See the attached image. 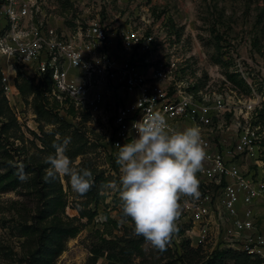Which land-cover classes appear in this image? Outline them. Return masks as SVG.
Returning <instances> with one entry per match:
<instances>
[{"label":"built area","instance_id":"1","mask_svg":"<svg viewBox=\"0 0 264 264\" xmlns=\"http://www.w3.org/2000/svg\"><path fill=\"white\" fill-rule=\"evenodd\" d=\"M121 6L122 0H0L6 95L18 73L43 93L49 84L50 100L108 128L106 147L114 152L138 138L133 124L150 112L164 115L170 131L198 126L206 152L197 173L202 195L182 198L189 206L181 214L194 234L191 247L231 249L264 264V145L255 124L264 106V63L228 52L222 63L208 64L169 14L134 0L124 14Z\"/></svg>","mask_w":264,"mask_h":264},{"label":"rangeland","instance_id":"2","mask_svg":"<svg viewBox=\"0 0 264 264\" xmlns=\"http://www.w3.org/2000/svg\"><path fill=\"white\" fill-rule=\"evenodd\" d=\"M132 0H122L123 6L118 11L127 8ZM140 5H149L154 12L169 14L182 29L187 28L192 42L200 46V52L209 59L208 64L222 63L223 57H228V52L251 59L253 62L264 63V0H134ZM129 7V6H128ZM128 11V8L126 9ZM185 23V24H184ZM217 36L221 38L217 43ZM222 53V54H221ZM0 65L6 70L5 59ZM225 72L228 67L223 66ZM9 105L15 115L18 125L24 134L25 140L7 143L11 154L18 166L23 162L44 163L45 154L39 140L34 139L29 131H34L42 137L40 129L51 134L60 128L62 121L71 125L69 131L74 129L82 133L88 141L86 155L78 157L72 165L77 171L88 169L92 176H98L97 193L91 200L79 196L71 189L70 178L61 177L64 193L67 200L65 216L79 218L78 210H86L93 214L90 222L82 219L85 226L74 239L67 242L66 249L57 259L56 264H93L91 249L102 244V239H119L127 231L132 230L130 218L123 217L122 202L118 188H109V183L119 185L121 176L120 166L114 168L116 152L110 151L108 143L109 131L106 127L94 125L91 116L84 110L72 106L61 105L49 100L51 116H38L34 110L33 97L27 100L13 89L7 94ZM264 106L259 111L255 124L260 127L264 145ZM1 127V125H0ZM68 131V129L66 130ZM58 137V136H57ZM112 153V154H111ZM111 154V155H110ZM83 164L79 168V164ZM33 174H27V179ZM93 177V179H94ZM182 203V200H181ZM41 206L35 193L24 187L17 192L0 193V264H26L29 251L24 247L25 239L20 234V227L26 220H31L37 209ZM190 223L182 215L176 221L177 227H187ZM134 231V230H133ZM190 232L183 235L174 233L170 244L172 256L159 255L157 249L146 243L144 259H134L133 264H181L179 257L182 254L181 246L190 240ZM193 242V240H192ZM205 254H210V249H203ZM97 264H106L105 259H100ZM228 264H234L228 262Z\"/></svg>","mask_w":264,"mask_h":264},{"label":"trees","instance_id":"3","mask_svg":"<svg viewBox=\"0 0 264 264\" xmlns=\"http://www.w3.org/2000/svg\"><path fill=\"white\" fill-rule=\"evenodd\" d=\"M220 43L221 38L216 37ZM3 73L0 68V193L17 192L19 189L27 186L31 192L35 193L39 199L41 206L37 209L31 220H26L21 224L20 234L25 239L24 247L29 251L26 264H56L57 259L63 254L66 249L67 242L74 239L85 226L81 223L82 219H87L90 222L93 214H90L85 209L78 210L79 218H68L65 216L67 208L66 195L64 193L61 177L51 181H45V169L50 165L46 163L23 162L22 166H18L11 154L7 143L11 139L13 141H24L25 137L18 125L17 119L13 114L9 105L4 85L2 83ZM230 78L238 86L244 88V84L234 76ZM15 86L23 99L27 100L33 97L35 107L34 110L38 116H51L48 113H53L49 109V97L44 94L50 90L49 84L44 86V93L40 85H35L32 80L24 77L21 73L17 74ZM73 112L74 108H71ZM89 114V113H88ZM264 115L261 116L263 118ZM60 122L59 130L48 134L40 129L43 134L39 137L34 131H29L34 139L39 140L43 149L42 153L47 158L48 155L54 154L52 144L57 142V136L62 141L64 137H71V142L68 145L66 155L72 161V165L78 157L86 155L88 141L82 137V133L71 129V125ZM68 129V131H66ZM6 140L7 143L3 141ZM119 150L116 152L114 159V168L118 170L119 165L116 163ZM84 165H78L82 168ZM26 174H33L30 178L21 180L20 170ZM94 177V175H93ZM98 176L94 177V186L83 196L87 200H91V196L96 194ZM98 194V193H97ZM177 227L175 233L183 235L189 228ZM132 230L127 231L123 237L119 239H102V244L91 249L92 262L97 264L100 259H105L106 264H133L134 259H144L145 251L143 246L147 243L142 236L134 234V224L131 225ZM182 254L179 257L181 264H259V260L253 259L247 253L234 251L231 249L217 250L212 254H205L202 248L191 247V241L186 240L181 246ZM158 251V250H157ZM159 255L166 257L172 256L170 244L167 245L166 251H158Z\"/></svg>","mask_w":264,"mask_h":264},{"label":"clouds","instance_id":"4","mask_svg":"<svg viewBox=\"0 0 264 264\" xmlns=\"http://www.w3.org/2000/svg\"><path fill=\"white\" fill-rule=\"evenodd\" d=\"M138 138L131 139L119 148L116 163L120 166L118 188L123 217L134 224V234L142 236L158 251H166L174 233L176 221L182 210L189 206V199L196 201L199 191L197 173L202 170L206 152L202 146L198 126L182 131H170L164 115L149 113L133 124ZM71 137H64L52 144L54 154L48 155L45 181L69 177L73 192L85 196L94 186L92 172L77 171L65 154ZM21 180L27 174L20 170Z\"/></svg>","mask_w":264,"mask_h":264}]
</instances>
